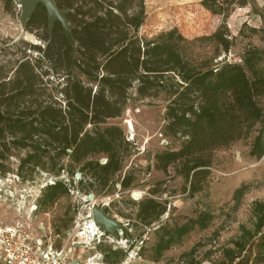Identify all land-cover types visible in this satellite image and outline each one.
Returning <instances> with one entry per match:
<instances>
[{
	"label": "trees",
	"instance_id": "obj_1",
	"mask_svg": "<svg viewBox=\"0 0 264 264\" xmlns=\"http://www.w3.org/2000/svg\"><path fill=\"white\" fill-rule=\"evenodd\" d=\"M3 1V0H0ZM10 3L11 0H5ZM61 10L69 11L67 19L72 26L70 37L56 22L49 37L47 11L39 6L27 22L26 31L36 27L47 30L46 47L22 42V56L15 65L14 74L0 83V160L7 150L6 135L11 143L33 148L22 167L47 159L58 176L65 171L63 157H69L72 177L75 165L89 157L109 156L107 165L89 161L82 168L95 177L109 181L121 169L116 159L118 128H95L86 131L89 124L102 125L122 115L131 100L129 92L136 90L140 99L157 98L164 94L169 102L166 132L172 137L184 138L179 150L156 155V168L166 173L169 166L179 164L178 174L184 179L190 196L200 193L210 174L215 151L230 147L246 137L258 124L264 122L260 98L264 97V49L246 51L241 63L225 62L215 68L194 66L188 62L181 48L187 42L177 30L147 40L139 36L146 19L145 0H54ZM202 5L213 14L220 12V0H203ZM223 44L220 32L211 36ZM228 48V47H227ZM35 50L38 55H29ZM18 53V52H17ZM64 66L67 72L66 110L52 99L38 104L41 94L37 86L44 84L47 65ZM73 69L84 78L72 76ZM42 149V150H41ZM54 150L56 154H49ZM252 154L264 155V143L259 136ZM48 155V156H47ZM132 179L128 178L126 187ZM67 193V187L55 183L47 188L42 207L48 209L55 199ZM142 219L154 216L158 209L153 200L142 206ZM254 228L241 226V235L232 247L221 251L215 264H264V200L254 202ZM206 215L174 231H163L155 245V253L169 249L196 225L206 226ZM201 264V263H198Z\"/></svg>",
	"mask_w": 264,
	"mask_h": 264
},
{
	"label": "rangeland",
	"instance_id": "obj_2",
	"mask_svg": "<svg viewBox=\"0 0 264 264\" xmlns=\"http://www.w3.org/2000/svg\"><path fill=\"white\" fill-rule=\"evenodd\" d=\"M202 1L145 0L146 19L139 36L151 40L177 30L187 40L181 48L184 58L204 69L215 68L225 62L241 63L246 51H263L264 0H220V12L227 17L213 14L202 5ZM0 2V83H4L8 76L14 74L15 65L10 60L15 62L22 56V42L44 49L47 30L40 26L32 32L26 31L21 23L22 9L16 1ZM217 32L223 34V44L211 38ZM27 52L34 57L38 55L35 50ZM47 66L49 68L43 70L47 73L44 84L36 88L41 94L38 104L45 105L44 101L50 98L67 111L65 95L61 92L66 86L67 72L59 63L55 68L50 64ZM72 76L84 78L77 69H73ZM129 94L131 100L120 117L102 125L86 126L88 132L95 128L100 131L106 128L120 130L116 135L118 147L115 160L121 164V173L110 177L111 199L102 196L98 202L103 200V203L110 204L115 211L112 214L122 228L120 236L102 246V250L98 249L97 241H91L87 249L81 250L83 261L91 259L90 264H106L103 261L106 257L104 251H111L113 247L117 249V254L111 255L110 259H118L119 264L217 263L222 249L232 247V242L241 235V226L254 228L252 206L254 202L264 200V155L259 159L252 154L259 136L264 143V122L258 123L246 137L230 147L215 151L203 190L190 196L185 190L184 179L178 174L179 164L169 166L166 173L156 168L157 154L179 150L184 141V138L172 137L166 132L169 124L166 119L169 104L166 96L160 94L157 98L140 99L135 89ZM259 101L264 110V97ZM6 138L7 150L0 160V225L23 224L38 237H44L49 234V226L54 224V215L49 209L39 213L36 206L47 188L55 183L76 187L78 183L75 180L78 174L81 178L80 168L85 160L75 165L73 170L78 174L73 177L69 167L71 159L67 156L61 160L65 171L58 176L45 164L47 159L22 167L33 148L11 143L12 135H6ZM54 154L56 152L52 150L49 155ZM106 158L107 155L98 154L88 159L106 164ZM124 176L132 179L126 191L120 189ZM69 189L71 192L60 201L63 207L74 206L79 201L86 204L83 195L71 186ZM133 191L138 193L137 199L141 195L142 198L133 200L130 193ZM146 200H153L166 208L161 219L147 229L133 222L139 220L136 209ZM204 215L206 226L196 224L161 255L155 253V245L163 231L180 229ZM42 224L46 229L39 228ZM74 238L73 235L71 241ZM63 239L68 241L69 237Z\"/></svg>",
	"mask_w": 264,
	"mask_h": 264
},
{
	"label": "flooded vegetation",
	"instance_id": "obj_3",
	"mask_svg": "<svg viewBox=\"0 0 264 264\" xmlns=\"http://www.w3.org/2000/svg\"><path fill=\"white\" fill-rule=\"evenodd\" d=\"M107 161L106 164H101L102 166L107 165L110 160L109 156L107 155ZM91 160L87 159L85 163L89 162ZM93 161V160H92ZM99 162V161H97ZM83 166V165H82ZM81 170V178L78 179L76 178L75 182L78 184L75 186H72L71 184L66 185L67 187V193L71 189H69V186H71L73 189L75 188L77 192L80 195H83V201L86 203L80 204V201L78 203H75V205L69 207H63L61 204V199L63 198L64 195L67 193L63 194L61 197H58L57 199L54 200V202L51 204V206L48 208L51 210V213H53V226H49L48 231L49 234L56 239V243L58 246H61L62 244H66L67 248L70 249H75V251H81L84 249H87L89 246L88 244L91 243V241H97L98 242V249L102 250V246L107 244L110 240L113 241L114 238H117L120 236V230L121 228H117L114 233H109L106 231L105 227L99 226L94 217V212H102L105 216H107L110 220L114 221L117 224H120L117 220L116 217L112 214L115 213V211L112 209L110 204L108 203H103V200L100 202L99 199L100 197L104 196V199H111L110 197L112 196L110 194V184L112 183L110 180L109 181H104L102 179H99L98 177H95L93 173L90 172L89 169L85 168H80ZM121 173V171H118ZM116 172V173H118ZM115 173V174H116ZM129 177L124 176L122 178V182L120 184V189L121 190H127L129 187H126V181ZM131 185V184H130ZM136 192V191H133ZM133 192L131 193L132 199L133 200H139L142 198V195L139 199L135 198L133 196ZM123 194V193H122ZM44 196V195H43ZM42 196V198H43ZM92 196V198H90ZM82 198V197H81ZM147 201V200H146ZM145 201H142L139 204V207L136 209L137 211V218H139L138 221L133 220L137 225H140L144 228H148V226H151L154 224L156 221H159L164 214V212H161V209H158L156 214L146 220L142 219L141 211H142V204ZM160 205V204H158ZM163 207L162 205H160ZM37 210L39 213L44 211V208L42 207V201L40 200L39 205L36 206ZM70 218V219H68ZM93 222V223H92ZM93 226H92V225ZM121 225V224H120ZM93 227V229H92ZM40 229H46L45 224H42L39 226ZM89 228L90 231H89ZM91 232V234H90ZM85 233V235H84ZM87 234V235H86ZM74 235V239L71 241V238ZM93 235V236H92ZM77 236H81L85 239L83 242H77L78 240H75ZM92 237L88 239L87 237ZM63 237H69V240L66 242ZM90 240V241H89ZM88 242V243H87ZM104 254L106 257H104V263L106 264H119L118 259H114L111 261L110 257L111 255H116L117 254V249L113 248L111 251H104ZM85 262V261H84Z\"/></svg>",
	"mask_w": 264,
	"mask_h": 264
},
{
	"label": "built area",
	"instance_id": "obj_4",
	"mask_svg": "<svg viewBox=\"0 0 264 264\" xmlns=\"http://www.w3.org/2000/svg\"><path fill=\"white\" fill-rule=\"evenodd\" d=\"M77 242L83 237L77 236ZM50 234L38 237L23 224L0 225V264H90L66 244L58 246Z\"/></svg>",
	"mask_w": 264,
	"mask_h": 264
},
{
	"label": "water",
	"instance_id": "obj_5",
	"mask_svg": "<svg viewBox=\"0 0 264 264\" xmlns=\"http://www.w3.org/2000/svg\"><path fill=\"white\" fill-rule=\"evenodd\" d=\"M19 7L22 9V16H21V23L25 28L27 22L32 18L33 14L35 13L36 9L39 6H43L48 15L49 20V35H52V31L56 22H60L64 28V33L70 37L72 26L70 25L67 14L69 11L61 10L55 3L54 0H15ZM77 178H80V174L77 175ZM133 196L138 198L139 195L137 192H133ZM92 198V196H90ZM94 217L96 223L101 226L105 227L106 231L109 233H114L117 228H121L120 224L115 223L114 221L110 220L107 216H105L102 212L95 211Z\"/></svg>",
	"mask_w": 264,
	"mask_h": 264
},
{
	"label": "bare ground",
	"instance_id": "obj_6",
	"mask_svg": "<svg viewBox=\"0 0 264 264\" xmlns=\"http://www.w3.org/2000/svg\"><path fill=\"white\" fill-rule=\"evenodd\" d=\"M129 125H130L131 129L134 130V127L132 126V124L130 123ZM92 223H93V222H92ZM91 225H92V224H91ZM92 226H93V225H92ZM90 229H91V228H89V231H90ZM92 229H93V227H92ZM90 234H91V232H90ZM84 235H85V233H84ZM86 235H87V234H86ZM92 236H93V235H92ZM87 238H90V237L88 236Z\"/></svg>",
	"mask_w": 264,
	"mask_h": 264
},
{
	"label": "crops",
	"instance_id": "obj_7",
	"mask_svg": "<svg viewBox=\"0 0 264 264\" xmlns=\"http://www.w3.org/2000/svg\"><path fill=\"white\" fill-rule=\"evenodd\" d=\"M2 6V3L0 2V7ZM77 253H81V254H83V252L82 251H76Z\"/></svg>",
	"mask_w": 264,
	"mask_h": 264
}]
</instances>
